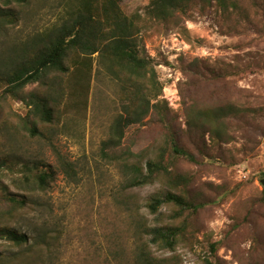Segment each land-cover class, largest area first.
I'll return each mask as SVG.
<instances>
[{
  "label": "rangeland",
  "instance_id": "rangeland-1",
  "mask_svg": "<svg viewBox=\"0 0 264 264\" xmlns=\"http://www.w3.org/2000/svg\"><path fill=\"white\" fill-rule=\"evenodd\" d=\"M90 1L0 0V9L17 18L0 25V264H144L141 249L153 264H204L205 258L264 264V3L245 0L238 11L223 13L206 0L162 20L151 0L118 2L122 16L138 25L140 49L162 86L153 103L166 104L169 115L165 124L153 114L130 126L116 161L102 155L101 145L121 113V87L97 54L86 97L56 73L43 74L16 96L5 95L1 81L4 64H21L36 39L71 23ZM194 59L221 67L225 79L200 82L187 70ZM184 96L196 107L231 103L248 112L213 124L221 137L213 139L187 127ZM34 97L53 109L50 123L19 119ZM26 122L41 135L26 131ZM171 137L187 157L172 153ZM128 151L138 155L133 160L139 165L164 152L167 173L127 188L131 174L122 163ZM61 161L73 172H64ZM44 170L53 179L40 191L34 175ZM166 192L201 206L180 214L164 204L150 214V198ZM184 224L170 250L145 233L147 227ZM8 231L25 234L27 242L13 244ZM210 244L218 245L215 254Z\"/></svg>",
  "mask_w": 264,
  "mask_h": 264
},
{
  "label": "trees",
  "instance_id": "trees-1",
  "mask_svg": "<svg viewBox=\"0 0 264 264\" xmlns=\"http://www.w3.org/2000/svg\"><path fill=\"white\" fill-rule=\"evenodd\" d=\"M24 4L26 0H14ZM120 0H91L85 4V12L75 16L71 23L63 24L59 28L51 30L48 34L36 39L32 46V53L23 57L24 61L14 63L10 60L4 64V74L1 81L5 85L4 94L16 96V93L29 84L40 80L41 76L48 73H56L68 76L74 83L77 95L83 97L89 90L90 76L94 55L97 59L105 61L108 71L119 81L121 87V113L115 118L110 135L101 145V153L104 157L118 161L115 158L116 151L121 148L126 130L136 124H140L149 115L157 114L162 123H166L168 117L167 105L161 107V103L154 102L162 93V86L157 81L155 71L150 59L144 55L138 43L139 27L132 19L122 16L118 8ZM206 0H151V6L155 17L162 20L174 18L178 10L185 12L188 4L199 3ZM245 0H208L223 12L229 10L238 11ZM264 3V0H252ZM16 15L10 9H0V25L16 21ZM15 53V52H14ZM22 52V55H25ZM16 54V53H15ZM69 62V64H67ZM200 82H211L225 79L223 69L209 62L194 59L188 69ZM186 72V70H185ZM199 84V83H197ZM32 105V106H31ZM31 107L26 117H19L23 122L31 118H38L42 122L50 123L53 120V109L44 99L34 97L26 105ZM182 110L189 129L197 128L203 134L208 133L213 139H220L219 124L230 117H237L248 112L244 106H236L231 103L214 105L212 107H196L193 100L182 99ZM35 116V117H30ZM41 116V117H40ZM162 117V118H161ZM20 121V122H21ZM22 125L32 136L41 135L33 125ZM43 135V134H42ZM171 151L174 155L185 156L181 149L177 148L176 140L171 137ZM138 155L128 151L122 166L131 174L126 183L127 188H138L154 183L161 174L167 173L165 168V155L160 152L154 159H149L144 165H139L133 159ZM64 172L72 173V167L61 161ZM48 167V166H44ZM53 179L52 171L44 170L34 175L33 184L40 191L48 187ZM264 201V189H263ZM12 202L24 206L25 201ZM164 204H172L178 212H195L201 206L194 204L181 195L170 192L155 194L150 198L146 207L150 214H157ZM176 215V214H175ZM184 225L174 227L171 225L147 227L145 233L151 236L150 242L162 249H173L176 239L185 231ZM5 238L15 245L25 244L28 240L25 234L8 231ZM217 244H210V254H215ZM140 259L144 264H153V259L141 249ZM204 264H213L205 258Z\"/></svg>",
  "mask_w": 264,
  "mask_h": 264
},
{
  "label": "water",
  "instance_id": "water-1",
  "mask_svg": "<svg viewBox=\"0 0 264 264\" xmlns=\"http://www.w3.org/2000/svg\"><path fill=\"white\" fill-rule=\"evenodd\" d=\"M261 184H262V186H263V188H264V179L261 180Z\"/></svg>",
  "mask_w": 264,
  "mask_h": 264
}]
</instances>
